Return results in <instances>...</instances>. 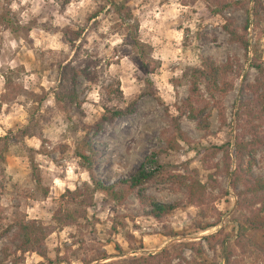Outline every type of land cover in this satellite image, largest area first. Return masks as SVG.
<instances>
[{"label":"rangeland","instance_id":"1","mask_svg":"<svg viewBox=\"0 0 264 264\" xmlns=\"http://www.w3.org/2000/svg\"><path fill=\"white\" fill-rule=\"evenodd\" d=\"M105 1L0 0V264H222L227 251L232 253L230 264H264V254L254 246L264 232L248 230L244 221L249 210L237 206L246 177L264 179V146L256 149L249 172L235 186L225 172L223 153L214 149L229 151L232 172L233 138L242 134L234 114L239 104L253 99L248 85L257 72L251 57L255 54L264 63V15L259 22L250 18L245 57L221 26L228 18L241 30L250 0H229L216 15L212 11L221 0H127L138 25L135 34ZM79 29L83 32L75 51L65 33ZM131 34L140 48L128 42ZM203 58L217 65L229 60L234 69L225 77L232 90L222 98L209 99L199 82L201 105L207 103V127L200 129L179 108L191 71L201 68ZM88 59L99 61L90 68L99 82L78 78V113L58 105L53 93L59 67L81 68ZM146 77L149 87L141 81ZM116 82L121 95L108 107H124L144 90L153 96L140 98L135 114L103 124L93 136L89 131L99 153L94 171L105 184L126 180L157 152L159 169H151L152 179L142 193L156 203L178 205L160 220L149 216L134 193L122 204L100 193L92 195L91 206L82 202L91 196L86 188L90 182L74 148L84 136L83 127L102 115L105 87ZM251 115L243 120L253 119L263 133L264 124ZM189 179L205 186L203 204L187 202ZM75 190L79 194L72 202L65 193ZM19 221L42 224L45 257L15 250ZM214 234L215 239L204 240ZM179 253L183 260L176 258Z\"/></svg>","mask_w":264,"mask_h":264},{"label":"trees","instance_id":"2","mask_svg":"<svg viewBox=\"0 0 264 264\" xmlns=\"http://www.w3.org/2000/svg\"><path fill=\"white\" fill-rule=\"evenodd\" d=\"M126 1L127 0H106L105 2L118 19L122 21L126 30L135 34L138 30V25L135 18L132 16L130 9L125 5ZM228 1L229 0H221L222 3L220 8L212 11L213 14H220L228 6ZM102 10L103 6L93 12L88 20H94ZM263 15L264 0H250V9H247V19L244 21L241 30L233 24L231 19H224V23L221 26L222 30L228 35L231 43L238 44L242 48L245 57H247L250 47L247 38V31L251 25L250 18L254 22H259L262 20ZM82 32L83 29H79L72 33H68V35L65 33V36L68 38L67 43L71 48H75V51L77 49L75 43L79 41ZM131 35L132 36L128 37V42L134 48H140L142 45L139 40L133 34ZM257 57H255L254 54L250 59L251 67L257 72L254 82L248 85V90H250L253 95V99L249 102L239 104L234 114V122L236 123L235 127L238 130H241L242 134H236L233 138L232 144L234 148L235 168L232 172L229 171L231 165L229 151L224 150V147L222 146L214 147L216 151L223 153L224 169L230 176V183L232 186L238 184L241 177L249 172L253 164V156L256 149L259 146H264V132L261 134L258 132L259 125H255L253 119L243 120V116H249L252 112L253 115H251V117L257 116L256 119L262 121L264 124V63L257 60ZM97 62H99L98 59H88L83 62L84 65L81 68L80 66L70 65L59 67L58 85L53 93L54 101L63 107H72L79 113L82 102L78 99L75 91L77 80L82 76L87 82L97 84L99 82L98 73L90 70L91 65L96 64ZM233 69L234 65L229 62V60L224 64L217 65L208 58H203L201 60V68L192 69L190 87L188 88L186 98L182 102V107H180L179 110L188 120L197 122L200 129H205L207 127V119L204 117L207 103L201 105L204 101L201 99L199 82L203 83L209 99H215L216 95H219L222 98L232 90L233 85L226 81L225 77L228 74H231ZM150 73L153 72L151 71ZM141 81L146 87L151 86V80L148 77L141 79ZM104 90L105 94L102 95V100L106 102V104L102 105V115L91 127H83L84 129L81 131L84 132V136L74 148V156L78 160V165L86 171L90 182V186L86 188L87 190L89 189L91 196L87 198V201L82 200V202H87L88 206H91L92 195L100 193L116 204H122L130 194L134 193L141 202V205L148 208L149 216L155 220H160L163 216L170 215L178 205L177 203L159 204L148 197H145L142 193L143 187L152 179L151 169H159L156 167L157 152L153 151L149 154L129 179L105 184L95 174L94 166L99 153L93 147L94 143L92 137H89V131L92 132L93 136L102 130L103 124H111L117 118L135 114L139 99L146 94L152 96L153 94L144 90L137 98L130 101L124 107H108L107 103L121 95L118 88V82L113 83L112 85H107ZM248 103L252 104L250 108L246 107ZM242 121L245 122V125L241 124ZM28 130L27 127L23 129L21 131L22 136L27 134ZM176 130L178 132L180 131L178 127H176ZM246 136L249 138L247 139ZM214 154L215 153H213V155ZM205 191V186L197 179H189L186 185L187 202L190 204H203ZM65 194L68 195L73 202L79 193L75 190L72 192L66 191ZM237 200L238 207L244 205L249 210L244 221L246 228L253 232H264V179L246 177L244 188L238 193ZM255 206L257 207L255 208ZM15 226L18 235V242L15 245V250L21 254L31 252L38 254L40 257H45L43 241L46 237V232L42 224L37 221H19L16 222ZM206 227L208 228L210 225H207ZM218 234L205 237L204 240L209 242L210 240L215 239ZM221 246L222 248H225L223 241L221 242ZM254 246L259 252L264 254V236H262L259 243H255ZM185 248L197 252L198 254L203 253L201 249L194 248L192 244H186ZM8 256V254H4V258H7ZM231 256L232 253L230 251L225 252L222 264H230ZM176 258L183 260L182 253H179Z\"/></svg>","mask_w":264,"mask_h":264}]
</instances>
